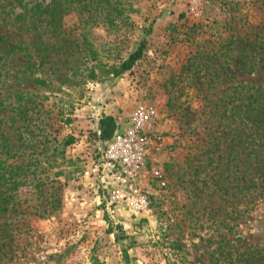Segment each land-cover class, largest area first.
Segmentation results:
<instances>
[{
	"label": "rangeland",
	"instance_id": "1",
	"mask_svg": "<svg viewBox=\"0 0 264 264\" xmlns=\"http://www.w3.org/2000/svg\"><path fill=\"white\" fill-rule=\"evenodd\" d=\"M118 2L119 25L99 17L82 26L76 12L65 17L67 30L79 31L73 48L40 19L15 22L1 8L4 131L29 141L9 119L23 91L36 96L44 109L38 123L50 133L37 169L48 182L40 201H31L47 212L28 215V246L2 264H216L222 237L230 245L239 238L242 250L264 245V197L233 195L232 182L248 162L251 122L264 104V0ZM143 40V56L114 76L112 67ZM140 107L153 111L162 136L139 178L149 200L141 210L109 204L91 173L113 138L98 136L100 119L114 118L115 135ZM69 136L75 140L64 146ZM56 253L60 260L51 258Z\"/></svg>",
	"mask_w": 264,
	"mask_h": 264
},
{
	"label": "trees",
	"instance_id": "2",
	"mask_svg": "<svg viewBox=\"0 0 264 264\" xmlns=\"http://www.w3.org/2000/svg\"><path fill=\"white\" fill-rule=\"evenodd\" d=\"M119 0H6L0 1L1 8L9 7V16L15 22H26L31 19H40L44 29L52 35L61 38L69 48L80 45L79 31H68L64 25L65 17L72 12L79 16L82 26H88L92 21L102 18L106 25H119L122 21L121 14L114 11L119 9ZM103 12V13H102ZM1 16V15H0ZM0 40V84L3 82L4 71L6 69V59L4 43ZM2 42V43H1ZM146 40H143L138 49L132 52L127 59H124L119 66H114L111 73L120 76L125 71L131 69L134 64L143 56ZM90 77L96 78L94 70L90 71ZM42 83L41 79H37ZM2 86V85H1ZM36 97V96H35ZM33 95L25 92H17L15 101L11 103L13 112L9 119L19 123L29 135L26 139L18 143L12 141L4 131V122L7 118L0 117V264L6 258L14 259L17 253L25 251L29 244L30 237L33 236V225L30 222L29 214L43 217L47 209H41L42 204H32V200H38L43 196L47 179L38 177L37 169L40 161V152L49 148V135L47 126L38 123V119L44 114V109L36 101ZM0 103V105H2ZM261 118L260 123L256 113L252 119V145L248 151V162L244 169L234 173L235 191L233 195L244 194L250 196L254 202L257 198L264 197V104L258 107ZM42 121V120H41ZM115 120L110 115H104L100 119V131L98 136L105 134L114 136L116 131ZM113 133V134H112ZM111 137V138H112ZM101 138V137H100ZM110 138V137H109ZM36 140L35 143L33 141ZM258 140V143L253 140ZM75 137L69 136L64 141V146L73 143ZM43 145V148L40 147ZM258 148V149H257ZM56 149V148H55ZM29 150V151H28ZM39 150V151H38ZM43 150V151H42ZM64 150V149H63ZM27 159L28 161H21ZM20 163H19V162ZM229 186H223L224 193L231 194ZM252 200L251 203L252 204ZM37 201V202H38ZM31 207L33 209H31ZM232 239L220 238L215 249L219 253L216 264H264V245L241 249L237 247ZM229 245V246H228ZM62 254H54L52 259H58Z\"/></svg>",
	"mask_w": 264,
	"mask_h": 264
},
{
	"label": "built area",
	"instance_id": "3",
	"mask_svg": "<svg viewBox=\"0 0 264 264\" xmlns=\"http://www.w3.org/2000/svg\"><path fill=\"white\" fill-rule=\"evenodd\" d=\"M153 115L147 107H140L129 114L123 129L118 128L106 143L98 162L91 167L94 184L109 204L128 202L139 210L149 207L148 198L139 188V178L148 155L162 140L153 126Z\"/></svg>",
	"mask_w": 264,
	"mask_h": 264
}]
</instances>
